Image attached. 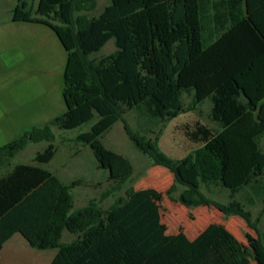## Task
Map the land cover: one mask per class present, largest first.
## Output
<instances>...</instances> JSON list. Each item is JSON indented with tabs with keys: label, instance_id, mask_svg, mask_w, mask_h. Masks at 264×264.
Segmentation results:
<instances>
[{
	"label": "trees",
	"instance_id": "16d2710c",
	"mask_svg": "<svg viewBox=\"0 0 264 264\" xmlns=\"http://www.w3.org/2000/svg\"><path fill=\"white\" fill-rule=\"evenodd\" d=\"M18 0L13 22L40 24L66 52L62 98L66 111L0 147V250L20 235L37 250H56L50 264H249L250 255L220 224L194 239L167 234L161 222L162 194L125 191L103 210L90 200L76 211L71 190L44 169L55 156L52 127L72 130L95 122L75 141L87 146L96 168L112 183L101 199L119 192L132 174L130 162L107 150L101 136L130 111L153 102L162 120L176 118L180 97L193 91L197 104L210 101L219 130L196 125L187 138L199 148L180 161L162 154L151 140L123 129L134 147L165 168L183 191L170 199L187 209L213 207L241 218L253 230L251 214L239 202L220 205L201 185H217L230 197L251 188L263 196L264 0H109L89 16L97 0ZM262 18V19H259ZM110 40L115 51L92 58ZM176 108V109H175ZM47 142L35 165L10 161L30 143ZM66 231L76 237L61 243ZM264 253V233L260 236Z\"/></svg>",
	"mask_w": 264,
	"mask_h": 264
},
{
	"label": "rangeland",
	"instance_id": "374dc122",
	"mask_svg": "<svg viewBox=\"0 0 264 264\" xmlns=\"http://www.w3.org/2000/svg\"><path fill=\"white\" fill-rule=\"evenodd\" d=\"M17 2L18 0H0V147L34 127L48 124L66 111L62 98L66 52L48 27L11 20ZM32 3L34 11L37 0ZM108 4L109 0H97L96 9L89 16L99 15ZM114 51V42L110 40L92 58L107 56ZM210 118V101L197 104L191 90L181 93L180 112L176 118L162 120L153 102H147L143 107L128 112L123 117V122H116L100 138L107 150L125 157L133 170L122 189L105 199H101L102 195L112 185L107 179V172L97 169L91 150L75 141L80 133L89 131L96 119L72 130L52 127L56 152L54 158L42 167L56 175L64 184L78 183L71 190L74 211L85 207L90 200L99 201V206L106 210L116 199L124 197L128 189H154L162 194L159 202L160 215L167 234L183 232L189 239H193L208 225L220 224L250 255L249 264H264L260 239L264 233L263 196L259 191L246 188L230 197V191L221 186L201 185L200 188L207 199L220 205H227L231 201L239 202L251 214L256 231L241 218L226 216L213 207L187 209L170 199L176 198L184 188L177 185L176 190L169 194L168 190L174 183L172 174L165 168L154 165L141 154L123 129L126 123L132 131L148 139L157 138V149L170 160L180 161L200 146V143L188 140L190 129L202 125L219 130V125ZM47 144H28L10 161V166L35 165V154L42 152ZM259 146L264 154V137L260 139ZM6 172L7 169L0 170V176ZM68 236L67 233L63 234L62 244L66 243ZM21 239L20 235L14 236L8 247L15 246L17 253L28 256L29 259L40 255L46 258L56 252L41 251L29 246L24 248L20 245Z\"/></svg>",
	"mask_w": 264,
	"mask_h": 264
},
{
	"label": "crops",
	"instance_id": "0c3cea01",
	"mask_svg": "<svg viewBox=\"0 0 264 264\" xmlns=\"http://www.w3.org/2000/svg\"><path fill=\"white\" fill-rule=\"evenodd\" d=\"M262 3H264V2H262ZM262 18L264 19V17H262ZM262 18H259V19H262ZM144 105L140 106L139 108L143 107ZM155 108L157 109L156 105H155ZM64 233L65 234L67 233L70 236V237L69 236L67 237L65 244L71 243V242H73L76 239V237L74 235H72V234H70V233H68L66 231H64L62 233V236H63ZM16 235H18V234H16ZM16 235H14V236H16ZM171 235H173V234H171ZM14 236L11 239H9L3 245L2 249L0 250V264H50L51 263V261L54 258L56 252L53 253L51 256H48L46 258H44L42 255H40V256H36L33 259H29L28 256L24 257V256L20 255L19 253H17V251H15V248H14L15 246L10 245L8 247L10 242L14 239ZM61 239H62V237H61ZM21 240H22V242L20 244L21 246L23 245L24 248L29 246L27 244V242L23 238ZM190 240H192V239H190ZM42 251H46V250H42Z\"/></svg>",
	"mask_w": 264,
	"mask_h": 264
}]
</instances>
